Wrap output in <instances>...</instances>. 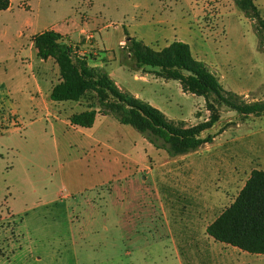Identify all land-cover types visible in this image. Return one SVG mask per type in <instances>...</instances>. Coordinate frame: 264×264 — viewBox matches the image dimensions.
Masks as SVG:
<instances>
[{
	"label": "rangeland",
	"instance_id": "obj_1",
	"mask_svg": "<svg viewBox=\"0 0 264 264\" xmlns=\"http://www.w3.org/2000/svg\"><path fill=\"white\" fill-rule=\"evenodd\" d=\"M254 2L264 19V0ZM255 24L234 0H11L0 10V264H205L206 226L264 169V115L225 105L204 133L213 141L178 156L110 114L72 125L87 98L18 92L28 62L39 61L33 34L54 27L79 45L89 36L98 47L82 50L118 87L191 126L209 117L204 97L136 67L126 33L155 49L189 43L225 89L252 102L264 101ZM44 67L55 78L54 65Z\"/></svg>",
	"mask_w": 264,
	"mask_h": 264
},
{
	"label": "trees",
	"instance_id": "obj_2",
	"mask_svg": "<svg viewBox=\"0 0 264 264\" xmlns=\"http://www.w3.org/2000/svg\"><path fill=\"white\" fill-rule=\"evenodd\" d=\"M234 2L247 16L256 19L262 44L264 19L254 0ZM10 5L11 0H0V10ZM126 34L136 67H152L157 76L178 80L185 92L203 96L210 112L208 119L191 126H186L184 120L172 121L149 102L119 88L103 66H91L64 35L47 29L33 35L32 40L37 55L54 59L59 68L60 81L52 87L50 98L58 102H78L83 98L90 101L85 110L69 116L72 125L91 127L98 113L110 114L120 123L134 127L154 147L164 149L169 156H178L213 141L215 135L204 133L221 119L223 105L245 117L264 115V101L247 102L241 94L225 89L208 65L194 56L189 43L174 40L155 49ZM206 232L217 241L253 254H264V169L250 172L233 202L207 225Z\"/></svg>",
	"mask_w": 264,
	"mask_h": 264
},
{
	"label": "crops",
	"instance_id": "obj_3",
	"mask_svg": "<svg viewBox=\"0 0 264 264\" xmlns=\"http://www.w3.org/2000/svg\"><path fill=\"white\" fill-rule=\"evenodd\" d=\"M48 29H53V30L61 33L62 35H64L68 39L69 43L73 46V49L76 51V53L78 55H84V56L87 57L88 63L91 66H103L102 63L97 61V60H99L98 57H94V56L92 57L91 51L90 52L86 51L90 47H98V45H96L95 42H94V44H91L89 42V36H87V38L85 39V41H84L85 43H83L82 45H79V44L75 43V40H77V37H74L72 34H70L68 32H62V31H60V30H58V29H56L54 27H50ZM40 32H42V31H40ZM40 32H38V33H40ZM35 34H33V35H35ZM33 35L31 36L32 44H34L33 40H32ZM121 42L123 44L124 41H121ZM77 45L79 46L78 48H80L78 50L76 49ZM82 47L85 48L86 50L85 49L82 50ZM105 50H107V48H105ZM35 52H36V56L39 58V61L30 60L28 62V64H27L28 68L27 69L29 70V74H27L24 77H22L20 79V81L18 82V84H17L18 92L20 94L26 95L27 97L30 98V100H33L35 98L34 97L35 95L44 96L46 94L45 87H48V93H49V96H50L52 87L56 83H58L60 81V78L57 75L58 74L57 72H59L58 65L54 61V59H52V58L42 59L41 57H39L37 55V49H36ZM93 53L96 54L97 52L94 51ZM91 59H94L95 61L92 62ZM46 62L47 63L49 62L50 64L52 63L54 65L55 69H54L53 75H54L55 78H53L52 75L50 74V72L47 71L48 68L44 67V63H46ZM28 75H30V77ZM136 77H139V76L135 75V78ZM144 77L145 76H143V78ZM31 79H32V83L29 82ZM119 88H121V87H119ZM5 93L8 96H9V94L12 95L10 90L5 91ZM134 95L138 96L139 94L135 93ZM204 162L205 161H198V163H197V166H198L197 173L202 170L203 165H205ZM205 168H207V167H205ZM216 218L217 217H215V219ZM206 233L207 232H206V228H205V235L209 239V242L212 244L213 249H212V252L209 253V257H208L207 261L205 262V264H264V254H253V253L247 252L245 250H242V249H240V248H238L236 246H233L231 244H227V243L221 242V241H218L219 243H217L216 242L217 240H215L208 233L207 234Z\"/></svg>",
	"mask_w": 264,
	"mask_h": 264
}]
</instances>
